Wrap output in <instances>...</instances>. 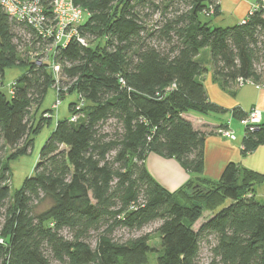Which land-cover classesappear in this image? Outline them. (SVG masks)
Returning a JSON list of instances; mask_svg holds the SVG:
<instances>
[{"label":"trees","instance_id":"16d2710c","mask_svg":"<svg viewBox=\"0 0 264 264\" xmlns=\"http://www.w3.org/2000/svg\"><path fill=\"white\" fill-rule=\"evenodd\" d=\"M49 1L41 0L47 15ZM74 2L87 16L75 36L48 52L60 67L58 83L51 64L36 59L52 40L0 4V85L6 68H26L8 95L0 88V151L30 152L49 123L34 125L32 117L49 88L63 92L67 78L72 89L65 94L75 95L33 174L12 192L2 167L0 264H149L150 253L155 264H195L200 242L210 236L215 264H264V200L253 195L264 174L231 161L218 180L199 177L169 191L145 165L153 152L177 159L188 173L202 172L204 137L227 125L200 128L186 116L223 112L208 99L201 82L208 66L198 56L209 49L223 88L240 79L264 85V1L229 26L210 25L220 0ZM233 115L240 120L246 113ZM261 143L263 123L244 130L242 153ZM205 211L210 216L194 229ZM153 221H159V249L147 235L114 238L116 229Z\"/></svg>","mask_w":264,"mask_h":264},{"label":"crops","instance_id":"0c3cea01","mask_svg":"<svg viewBox=\"0 0 264 264\" xmlns=\"http://www.w3.org/2000/svg\"><path fill=\"white\" fill-rule=\"evenodd\" d=\"M236 23L242 22L247 13L256 6V0H230ZM222 1L220 0V5ZM208 71L201 76L208 99L221 107L223 112L200 115L188 113L186 116L197 127L209 125H227L234 131L235 138L229 139L219 133L207 134L203 143V169L201 173H188L184 170L181 163L173 157H164L159 154H152L154 161L163 163L168 169L162 175L164 187L169 191H175L183 187L188 182L202 177L209 180H218L224 166L228 162H235L242 168L264 174V143L259 144L249 153H242V140L244 129L240 128L238 118L233 115L234 109H240L246 114L255 107L261 112V123L264 124V85L256 82H245L236 84L231 88H223L219 81L214 77L212 68L209 64ZM228 115V118H222ZM236 119V120H235ZM236 121V122H235ZM240 123V120H239ZM241 124V123H240ZM254 198L264 200V180L257 182L253 186Z\"/></svg>","mask_w":264,"mask_h":264},{"label":"rangeland","instance_id":"374dc122","mask_svg":"<svg viewBox=\"0 0 264 264\" xmlns=\"http://www.w3.org/2000/svg\"><path fill=\"white\" fill-rule=\"evenodd\" d=\"M222 4L220 5V14L216 17H211L210 25L212 26H229L236 23L235 16L232 9V1L230 0H221ZM183 8V6H181ZM156 15L154 16V18ZM152 18V17H151ZM149 19V18H147ZM202 19H206L202 17ZM209 20V19H208ZM41 52H38V56ZM36 56V59L40 60L44 57V55H40L39 57ZM21 58L25 59V56L22 55ZM198 60L202 61L206 66H209L210 61V54L209 49L205 48L200 52L198 56ZM261 65V64H260ZM209 68V67H208ZM24 66H13L8 67L4 70V74L1 80V91L8 95L9 89L11 87V83L22 75L25 72ZM64 81V90L63 92H56L52 88H49L45 94V97L38 109V111H33V118H34V125L39 121L46 122L49 120L48 124H45L41 131L34 137L33 139V146L29 153L25 155H18L12 157V151L6 149L4 152L0 151V156L2 157V164L0 165V173L2 171V167L4 164L7 165L8 170L5 171V185L9 186V190L12 192L13 190L17 189L24 178L31 176L33 174L34 166L38 160L39 151L50 135L52 130L54 129V125L56 121L59 119H67L70 116L68 103L75 99L74 94H65L69 93L72 89V82L69 81L67 78L63 79ZM64 94V98H61L59 95ZM44 110H48L46 113H43ZM212 115V113H211ZM49 116V117H48ZM222 118H228V115L223 116ZM236 120V119H235ZM236 122V121H235ZM239 127L242 129L243 126L238 123ZM106 130H111V123L106 124ZM236 131V130H234ZM236 133H238L236 131ZM155 153L150 152L146 159L145 165L151 176L161 185L163 181L162 175L165 174V169H168L163 163H157L154 161L153 155ZM163 173V174H162ZM161 181V182H160ZM165 186V185H164ZM257 200L261 201V198L257 197ZM3 210L4 208L0 209V226L3 222ZM210 216V213L205 211L202 217L197 220V222L193 225L194 229H198V227ZM159 225V221H153L145 225L139 230H126V229H116L114 232V238L117 241H126L132 238H136L142 235H147L149 238L148 245L151 248L159 249L160 247V240L159 235L157 233V227ZM63 234L67 235V232L64 231ZM92 246L94 245V241H91ZM214 244V239L212 236L203 239L200 242L199 253L197 259L195 260V264H215L213 253H212V246ZM149 264H155V255L154 253H150L149 255Z\"/></svg>","mask_w":264,"mask_h":264},{"label":"built area","instance_id":"2783aa9c","mask_svg":"<svg viewBox=\"0 0 264 264\" xmlns=\"http://www.w3.org/2000/svg\"><path fill=\"white\" fill-rule=\"evenodd\" d=\"M262 2L264 0H261ZM1 6L11 15L20 20H25L29 25L33 26L41 37L50 38L52 41L43 58L39 61H46L51 64L53 74L58 83L60 78V67L54 61L52 56L48 55L51 50H55L57 45L63 43L69 38L77 34V27L87 16V12L79 5H76L74 0H51L49 6L51 15H47L44 11L41 0H0ZM83 43V40L80 39ZM251 82L250 80L240 79L238 84ZM60 89L55 91L58 93ZM61 90H64L62 88ZM81 104L77 103L75 109L78 110ZM71 121L76 120V116H71ZM240 123L244 130L253 131L261 124V112L259 109L253 107L240 119ZM217 133L220 135L234 139L235 134L228 126L219 128Z\"/></svg>","mask_w":264,"mask_h":264}]
</instances>
